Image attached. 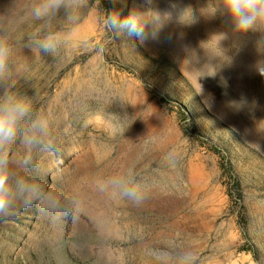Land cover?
Wrapping results in <instances>:
<instances>
[{
	"label": "rangeland",
	"instance_id": "1",
	"mask_svg": "<svg viewBox=\"0 0 264 264\" xmlns=\"http://www.w3.org/2000/svg\"><path fill=\"white\" fill-rule=\"evenodd\" d=\"M36 2L0 0V36L15 44L16 88L36 91L38 107L55 116L62 156L45 161L48 170L86 207L75 220L52 221L35 208L0 220V264H150L145 249L165 242L194 251L198 264H264L261 34L240 36L226 17L200 16L209 0H174L197 22L144 43L114 39L104 11L126 16L144 0H90L75 36L87 48L53 61L23 46L38 23ZM169 3L153 0L160 9ZM133 165L150 189L143 205L94 190L97 174ZM236 183L241 197L231 198Z\"/></svg>",
	"mask_w": 264,
	"mask_h": 264
},
{
	"label": "clouds",
	"instance_id": "2",
	"mask_svg": "<svg viewBox=\"0 0 264 264\" xmlns=\"http://www.w3.org/2000/svg\"><path fill=\"white\" fill-rule=\"evenodd\" d=\"M113 4L119 0H112ZM90 0H37L30 9L38 22L24 41V48L53 61L72 47L87 48V42L75 39L76 28L90 9ZM210 9V11H209ZM205 18L220 14L227 18L232 31L240 36L261 34L258 51H264V0H209L199 9ZM191 6L170 0L166 9L153 6V0L134 6L126 16L113 7L102 17L104 30L112 38L128 36L140 43L157 40L169 25L186 27L197 22ZM223 37V35H222ZM15 44L7 35L0 36V220L18 219L35 208L52 221L77 219L85 211L82 193L66 192L59 177L52 175L45 161L61 162L60 138L55 131V116L38 107L39 98L18 90L13 79ZM264 76V70L258 68ZM51 176V184L44 177ZM92 186L110 198L141 206L150 189L136 167H121L111 174H97ZM150 264H198L190 249L177 250L171 242L145 249Z\"/></svg>",
	"mask_w": 264,
	"mask_h": 264
},
{
	"label": "trees",
	"instance_id": "3",
	"mask_svg": "<svg viewBox=\"0 0 264 264\" xmlns=\"http://www.w3.org/2000/svg\"><path fill=\"white\" fill-rule=\"evenodd\" d=\"M228 174H229V177L233 180V181H236V179H235V175H234V172H233V169L231 168V166H230V168H228ZM230 195V197L232 198V195H236V196H239V197H241V192H240V190H239V184L238 183H236V185L233 187V189H232V191H231V193L229 194ZM235 196V197H236ZM238 198H235V200H237ZM238 201H240V199H238Z\"/></svg>",
	"mask_w": 264,
	"mask_h": 264
}]
</instances>
